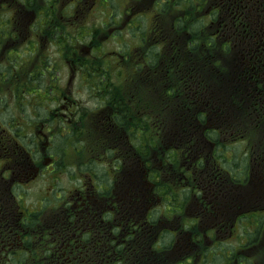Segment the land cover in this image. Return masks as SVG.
<instances>
[{"label":"trees","instance_id":"16d2710c","mask_svg":"<svg viewBox=\"0 0 264 264\" xmlns=\"http://www.w3.org/2000/svg\"><path fill=\"white\" fill-rule=\"evenodd\" d=\"M159 6L171 8L147 28L146 54L122 65L125 82L120 76V85L116 84L117 70L115 79L112 75L98 78L100 82L95 85L89 79L90 69L82 67L86 59L73 63L80 68L82 81L110 98H126L129 106L125 148H108L111 160L104 162L100 175H95L97 186L104 191L102 203L98 201L92 208V198L75 194L76 189L61 193V173L58 168L48 169L54 187L42 203L27 204L21 210L15 201L6 223L0 220V264H163L168 252L160 253L157 235L179 236V231L172 228L194 206L186 199L199 193V188L203 191L208 180L220 181L230 175L248 182L255 175L253 162L264 165V101L260 96L254 100L247 97L246 87L240 88L241 95L234 93L237 82L249 83L246 76L238 80L236 75L247 74L257 53L254 45L255 53L248 44L252 33L247 22L233 15L228 0H167ZM34 72L26 70L24 61L10 66L3 72L8 79L0 84V94L12 91L7 88L12 79L23 89L31 87V95L40 97L35 93L40 89L55 95L59 75L45 85L40 78L46 72L41 68ZM263 86L264 81L256 82V91L262 92ZM133 94L135 98L130 99ZM171 104L174 110L169 109ZM132 106L141 107L145 113L140 109L133 112ZM176 121L181 126L172 134L174 142L159 144L160 134L176 127ZM12 122L16 129L23 127L15 117ZM16 135L27 136L22 131ZM71 140L74 147L81 145L74 135ZM1 145V156H9L8 148ZM62 153L64 147L59 145V155ZM64 156L58 158L57 165L62 164ZM135 158L142 161V172L153 184L144 189L147 191L139 186L142 173L136 168ZM216 160L221 163L207 162ZM85 162L78 163L77 170L72 168L71 175H84L90 168L89 160ZM22 164V169L30 165ZM79 180L76 188L83 187L78 190L91 184L87 176ZM108 191L111 197L104 203ZM11 197L14 199V195ZM117 197L121 201H116ZM121 202H127L128 207Z\"/></svg>","mask_w":264,"mask_h":264},{"label":"rangeland","instance_id":"374dc122","mask_svg":"<svg viewBox=\"0 0 264 264\" xmlns=\"http://www.w3.org/2000/svg\"><path fill=\"white\" fill-rule=\"evenodd\" d=\"M163 1L166 2L167 0ZM110 2L114 5L111 8H109ZM33 4L35 8L30 10L40 17L45 16V14L50 16V22H45L41 28L37 25H33V21L25 23L26 33L22 31V24L10 23V36L18 38L23 35H28V38H30V36L33 35V37L48 51L49 56L47 59L51 63L50 65L53 66L52 70H47L45 76H42L40 80L43 84L48 85L53 82V76L56 78V76L59 75V79L56 81L57 92L55 95H50L49 91L45 89H40L39 92L35 91L41 98L31 95L34 94V92H30L32 90L31 87L23 89V86L13 84L12 79L7 86V88L12 91L0 94V144L8 148L9 155L1 156V154H3L1 145L0 220L2 223H6L9 219L7 218V214L15 201L21 207V210H23L22 207L27 204L31 205L37 201L41 202L45 195V191L50 190L54 186V181L51 178L36 173V169H42L46 172L48 170L47 166L53 161V159H49V155L55 157L56 153L59 152V143L63 142V144H65V140L63 139L64 135L62 136L60 132L61 136H59V131L57 130L61 125L64 126L63 122H69V118H71V122L74 123V139H79L80 144L85 147L83 148L80 145L82 155L79 153L67 155L65 164L72 169V164L85 162L89 159L86 149V147H89V135L85 129V123L89 119H93L97 122L96 125L93 126L94 128H98L102 125V113L101 111L96 112L98 111L96 106L100 104L98 101L100 98L99 96L105 93L102 94L103 91H97L91 84L89 85L82 81L80 68L74 66V60H79L80 58L86 59L87 62L83 63L82 67L87 71L90 69L91 73L89 79L95 85L100 82L98 78H110L112 75V79L113 77L115 79V71L118 69L112 66V63H117V65L120 64V69L122 64L116 60L107 63V57L101 56L98 52L91 53L92 49L100 44L103 51L131 48L135 53L138 52L142 49V43H145L143 34L140 31L143 28L147 30L152 22L156 21L158 17L165 16L171 8V6H153V0H104L103 3L102 0H58L57 4H54L51 0H34ZM5 7H8V1L0 0V15H3L0 17V50L1 47H3L0 53V73L6 72L10 66H14L15 57L18 54L27 49L30 51V46L26 47L24 41H21L19 45L12 44L11 42L13 40L5 36L8 32V27L4 23L8 20L9 15V13H6ZM111 13H113V15H111ZM71 14L80 17L86 24V27L93 31L92 35L80 36L72 45L69 43H60L51 34L52 29H56L62 25L65 26L64 31H75V28L67 26L68 23L63 19V16H66L65 19H67L69 18L68 15ZM201 16L202 14H196L198 18ZM4 18H6V20ZM73 25L74 24L71 23V26ZM1 32L3 33L1 34ZM12 32H15V34ZM144 50V52L148 51V44H146ZM9 52L15 55L9 57L7 55ZM30 52L33 53V51ZM3 55L4 58H2ZM27 57L30 59L29 55ZM72 68L75 70V77L73 83L69 85L68 80L70 79ZM108 69L110 70L108 71ZM57 70H59V72ZM30 72L31 70L29 73ZM33 73L36 74L37 72ZM120 75L121 71L119 70L118 77L116 78V84L118 85H120L118 80ZM11 76H13V68L11 69ZM123 79L125 82L126 73ZM6 80H0V84H5ZM107 82L109 83L110 80L108 79ZM98 85L101 86L100 84ZM184 91H186V88H184ZM65 95L72 98H69L68 101H74L72 113L68 112L66 116L63 115L61 109L62 104L66 103L64 101ZM47 97L48 99L45 100ZM113 99L117 101L122 98L118 95H114ZM118 107L119 105L115 106L116 110ZM130 108L133 109V112L139 111L140 109L142 114L145 113L141 107L132 106ZM169 109L174 110V105L171 104ZM159 111L160 110H157L156 112ZM13 117L23 125L21 129H16L14 127V122H12ZM169 123L170 121L168 124ZM172 126L174 127V124H172ZM175 126L176 127L166 132L163 131L164 133L162 132L160 134L158 138L159 144L165 145L169 142H174V140H171L173 137L172 134L176 131L175 128L181 126V123L176 121ZM21 131L28 134L30 138L28 136L21 137L16 135V132ZM32 136L35 139L33 143ZM32 144L37 145L36 155L35 157L28 158L25 153L20 151V148H25L26 146L31 147ZM16 155H19L23 161L28 162L30 164L29 166H32V168H27L22 171L14 166L11 169L9 160L11 157L16 158ZM101 156L100 158V156L94 155L96 161L92 159L89 160L90 164L100 165V171L103 169L102 166L107 156V152L104 149L101 152ZM85 163L88 164L87 162ZM48 168L51 169L52 167L50 166ZM75 170H77V165L75 166ZM3 174H5V177L2 176ZM77 174L78 175H71V172H65L62 175V181L59 186L66 192L71 189L74 190L79 182L77 180L79 173ZM142 179H147L145 173ZM8 181L11 182V185L8 184ZM139 186L142 189H148L150 184L139 183ZM215 189L218 197L223 195L218 188ZM18 192L22 194L21 198H18ZM232 192L237 198L249 199L250 203L252 197L261 199L264 196L263 182L258 185L256 192L252 190L242 192H237L235 190ZM11 195H14V199ZM200 196V193L192 194L191 197L186 199V202H193L194 206L186 213V217L179 223L182 227L176 226L172 228L173 232L179 231V236L175 233L167 234L162 241L164 247L161 248L163 250H167L165 247L169 249L173 246L172 249H175L176 245L179 246L181 254L176 264H199L200 262L201 264H236L237 258L246 259L248 256H250L247 260L248 264H264V245L260 248L258 253L249 249L250 245L243 247L244 250L237 253L235 247L232 246H240L239 239L237 238L227 239L229 240L227 243H222L220 245V247H231L229 251L220 250L224 253L233 251L231 257L214 255L209 259L204 258L203 260H197V256L206 255L208 248L212 245V243L205 242L206 229L201 228L197 223L198 211L196 206L199 205L201 201ZM204 196L206 195L202 194V198ZM207 200L209 201L208 198ZM254 208L255 206H249L251 210ZM193 221L194 225L186 227V224H192ZM182 228L183 230H181ZM263 228L264 219L259 222L256 228L248 232L247 237L259 242L262 241L264 239ZM241 229L237 230L236 233L238 234V231H241ZM182 232L184 233L182 234ZM186 235H189L192 241L187 242ZM227 237L229 236H226V238ZM194 240H201V242L197 246Z\"/></svg>","mask_w":264,"mask_h":264},{"label":"flooded vegetation","instance_id":"af4514ba","mask_svg":"<svg viewBox=\"0 0 264 264\" xmlns=\"http://www.w3.org/2000/svg\"><path fill=\"white\" fill-rule=\"evenodd\" d=\"M7 1H8L9 10H10V15L8 17V20L10 21L11 24H15V23L22 24L23 25L22 31L26 33L25 23L35 21L37 19V14L27 11V6H29L30 3H33L34 0H7ZM157 1L158 0H154L153 4L157 3ZM231 4L233 6V15H239L240 17H243V19L247 22L248 26L250 27L252 34H251L250 42L248 44L250 46V49L253 50V52L255 53L253 44L258 43L264 46V42H261V41L254 42L253 41V38L259 34H260L259 38H261L262 40L264 39V0H262V7H259L257 9V13L253 14V19L251 18L250 14L248 13L245 7L244 0H232ZM10 23L7 25L8 32L5 34V36L8 39L13 40L11 42L12 44L19 45L21 41H25L28 38V35H23L22 37H18V38L10 36V32H9ZM2 33L3 32H1V34ZM12 33L15 34V32H12ZM2 50H3V47H1L0 53L2 52ZM2 58H4V55L2 56ZM253 60H254L253 61L254 66L247 71L246 75L245 74L236 75L238 80L240 76L242 77L246 76L249 80V83L247 85H244V84H240L239 82H237V84L235 85L236 89L234 90V93L235 95L239 96L241 95L240 88L246 87L247 97L254 100L256 97L260 96V98H262V100L264 101V86H263L262 92L256 91L257 90L256 82L260 80L264 81V47L257 48V53L253 56ZM99 97L100 98L98 101L100 104L96 106L98 109V111L96 112L101 111L102 113L101 114L102 119H103L102 125H100L98 128H94L93 126H95L97 122L93 119H89L87 121V127L91 128L92 131L95 133V137H94L95 145L92 147L91 151L88 153V157H89L88 160L92 159L94 161H96V159L94 158V155H98L100 156V158L102 157L101 152L103 149L107 152L108 148H116V147H119L121 149L125 148L124 135H126L128 131L127 130L128 128L126 125V113L129 108L125 101L126 98L115 101L113 100V98H110L107 95H102ZM69 98L70 97L65 96L64 101L66 103H63L61 106V109L63 111L62 113L64 116H66L68 112L72 113L73 108H74V101L73 100L68 101ZM134 98H135V95L133 94L130 99H134ZM117 105H119V107L116 110L115 106ZM69 120L70 121L67 122V124L74 126V123L71 122V118H69ZM100 136L104 137L102 141H100L99 139ZM106 137H107V140H105ZM56 158H57L56 155L55 157H53L52 155H49V159H56ZM110 160H111V156L107 152L106 161H110ZM135 160H136L135 162L136 168H138L139 172L142 173L138 176L139 183L142 184V181H143L142 179L143 172L141 169L142 161L136 158ZM125 162H128V161H125ZM207 162L212 163V164L216 162L221 163L219 160H216L214 162H210V161H207ZM54 165L57 166V163L55 162ZM211 167L212 166H209V169H211ZM260 170L261 168L259 169V171ZM96 172L99 175L101 173L100 171H95L92 168L87 169V171L84 173V176L88 177V180L90 181L91 184H89V186L85 190H78L83 186H78L75 190L76 191L75 194L77 195H81L82 193H84L85 194L84 196H86L88 199L92 198V200L90 201L92 208H93L94 203H97L98 201L102 203L103 200H102L101 195L104 194V191H101L96 184V181H95ZM125 178L126 177L123 176V179ZM220 179L222 181L208 180V184L211 188L215 187V188H218V190L221 193L224 192V195L222 197L221 196L218 197V194H216V198H215L213 195L204 194L206 195L203 197L204 199L202 198V195H201L200 196L201 201L199 202V205L196 206V209L198 211L197 220L199 221L201 220L200 222H198V225L203 229L209 228L211 230L210 236L212 237L205 238V242H208V243L215 242L217 243V245L220 240L219 238L220 234L226 232L227 230H229L230 226L234 225V223H232L233 221L231 220L233 219L236 208L240 207L241 204L246 200V199L237 198L236 196L233 195L232 191L236 190L237 192H239L240 189H244L249 184L248 182L245 181V179L238 181L236 180V177L230 176V175L221 177ZM229 180L231 181L230 184H228ZM152 185L153 184L150 183V186ZM143 191H147V190L143 189ZM110 197H111L110 192L108 191L107 197L105 198L104 203H106ZM207 198L209 199V201L207 200ZM247 200L249 201V199ZM116 201H121V200L119 197H117ZM121 205L124 207H128L127 202H121ZM96 208H99V207H96ZM103 210L100 211V213L98 214L99 217H101ZM238 211H239V208H238ZM101 221L104 224V220H101ZM192 225L194 224H188V225L186 224V227H190ZM154 227H155L156 233H158V228L156 226ZM186 241L187 242L192 241L189 235H186ZM194 241H196L197 246L201 242V240H194ZM246 244L250 246H255L256 241H252V242L247 241L246 243H244V245ZM159 250H160V253L163 254L162 249H159ZM166 256L168 257V260H174L175 258V256L171 254H167ZM166 256L164 257L163 260H167ZM203 258L206 259L207 256L201 255L197 257V259H203Z\"/></svg>","mask_w":264,"mask_h":264},{"label":"bare ground","instance_id":"6f19581e","mask_svg":"<svg viewBox=\"0 0 264 264\" xmlns=\"http://www.w3.org/2000/svg\"><path fill=\"white\" fill-rule=\"evenodd\" d=\"M4 19L6 20V18H4ZM43 20H44V23H45V22H50V16H48V15L45 14ZM216 91H217V88L215 89V92H216ZM218 92L221 93V91H218ZM218 106L221 107V108L223 107L220 103L218 104ZM27 136L29 137L28 134H27ZM29 138H30V137H29ZM33 142H35V139H34V137L32 136V143H33ZM89 167L92 168V169H94L95 171H100V169H101V168H99L100 165H98V164H89ZM102 168H103V166H102ZM101 171H102V170H101ZM85 172H86V171H85ZM85 172H84V173H85ZM77 178H78V177H77ZM51 198H52V200H54V199H53V196H52ZM60 199H61V198H60ZM61 200H62V199H61ZM62 202H63V200H62ZM63 204H64V202H63ZM230 249H231L230 246H229V247H227V246L222 247V250H223V251H229Z\"/></svg>","mask_w":264,"mask_h":264}]
</instances>
